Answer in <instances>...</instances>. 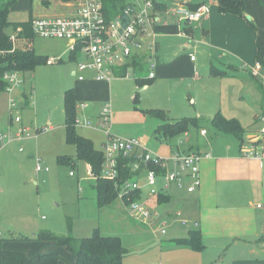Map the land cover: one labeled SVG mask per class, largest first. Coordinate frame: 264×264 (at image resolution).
Here are the masks:
<instances>
[{
	"label": "rangeland",
	"instance_id": "1",
	"mask_svg": "<svg viewBox=\"0 0 264 264\" xmlns=\"http://www.w3.org/2000/svg\"><path fill=\"white\" fill-rule=\"evenodd\" d=\"M49 1V9L57 10L58 15L70 13V7L62 0ZM31 7L34 13L39 14L47 8L43 0H17L10 12V21H26ZM153 28L148 26V32ZM146 37L151 38L149 35ZM159 41L163 45L161 60L180 51V39L171 37ZM27 42L23 39L16 41L20 47H25ZM68 44L65 39L35 36L31 47L38 54L48 59L54 57L56 61L37 67L34 73L26 76L24 83L12 91L11 97L17 104L13 111L8 107V100L0 95V137L9 131L13 134L11 140L0 138V253L3 248L22 251L31 258H37L44 252L57 251L61 255L59 264H72L74 256L67 247L52 241L21 238L33 237L43 231L58 236H68L71 231L75 237H86L99 229L103 234L121 237L123 245L129 250L123 264H173L180 261L177 260L179 256H186L187 253L198 256L209 252L215 254L216 243L209 244V249L203 253L176 247L177 238L186 237L190 230L196 229L193 225L184 226L181 219L193 223L199 216L194 210L197 206L190 209L191 205H198L197 201L189 202L183 195L173 199L175 186L171 188V201L160 203L155 198V202L150 204L154 226L149 227L130 217L121 199L105 208L98 207L96 182L86 161H78L75 166L58 161L60 155L74 159L77 154L76 146L66 140L64 94L70 88L74 89L77 117L81 120L77 131L91 138L98 149L103 150V141L106 142L109 130L119 137L141 138L149 151L170 157L172 152L166 142L167 137L158 128L165 118L183 116L204 117L202 127L208 130L206 138L219 140L214 136L217 130L210 120H206L212 115L197 113L190 101L191 93L210 90L209 76L191 77L189 65L184 63L180 72L163 74L157 68L156 77L149 78L151 67L145 64L138 70L129 68L126 77L113 78L110 83L99 81L87 85L73 74L74 64L70 60ZM193 55L201 62L197 51ZM61 58L65 62H59ZM137 77L143 78L148 87L140 88L136 83ZM107 103L111 105L113 115L105 123L95 115ZM156 109H162L165 118L155 114L153 111ZM11 113L14 117L20 116L22 121H13L12 124ZM87 121L93 125H87ZM18 128H26L20 138L16 137ZM198 130L191 126L187 131L190 136L182 133L173 141L182 140L185 146L194 141ZM38 164L45 169L37 171ZM71 171L75 175H70ZM180 211L182 218L177 216ZM164 228L166 233L161 231Z\"/></svg>",
	"mask_w": 264,
	"mask_h": 264
},
{
	"label": "crops",
	"instance_id": "2",
	"mask_svg": "<svg viewBox=\"0 0 264 264\" xmlns=\"http://www.w3.org/2000/svg\"><path fill=\"white\" fill-rule=\"evenodd\" d=\"M125 1L138 7L143 4V0ZM62 2L70 7L69 12L76 7L74 3L63 0ZM49 3V0H43L47 8L40 14L34 13L31 7L27 20L31 17L59 16L57 10L49 9ZM244 3V15H238L220 11L219 0H156V5L161 7H155L154 10V38L156 37L157 46L153 50L146 48L147 50L140 54L146 64L147 60L156 61V74L157 68L160 72L163 71V74L170 71L180 72L181 65L187 63L191 77L203 78V75H208L210 90L190 94V101L195 105L197 113H208L212 116L206 120H211L221 111L227 118L239 119L246 128L243 143L238 138L222 137L219 132L214 135L219 140L213 137L207 139L208 130L204 127L198 130L199 134L194 141H189L185 146L182 140H166L171 152L180 148L185 152L211 153L210 158L201 162V186L197 191L188 193L175 186L173 199L183 195L189 202L197 201L198 205H191L190 209L197 206L194 210L199 218L193 223L190 222V226L193 225L195 230L202 233L205 244L202 253L209 249V244L216 243L215 254L209 252L198 256L187 253L186 256H179L177 260L180 261L173 264H264V134L261 133L264 126V79L258 80L250 72L260 61V72L264 75V0H244ZM202 4L209 5L210 11L192 23H186L178 11L180 7L194 9ZM171 37L180 39V51L183 49V53L179 54L180 51H177L172 57L161 60L160 51L163 45L159 40ZM196 51L201 56V62L198 57L195 60L191 58ZM72 63L75 75L77 63L74 60ZM213 67L224 74H214ZM82 82L91 85V82L99 81L91 77ZM143 84L140 88L148 87L147 82ZM0 95L8 100L10 109L11 94L0 91ZM196 117L204 119L202 116ZM12 118L10 114V120L13 122ZM21 121L22 119L16 123ZM201 129H206V134H203ZM184 136L188 137L190 134L186 132ZM180 141L182 143L178 146ZM252 148L260 149L261 155H246L245 150ZM191 180L192 178H188L187 182ZM171 192L172 189L166 194L170 198L165 202L172 200ZM178 204L182 205L180 202ZM123 206L125 208L124 203ZM178 213L180 215L177 216L182 218L181 211ZM178 217L176 218L181 219ZM181 222L183 224V219ZM188 236L189 234L186 237ZM176 247L189 248L177 245ZM187 250L199 252L191 248Z\"/></svg>",
	"mask_w": 264,
	"mask_h": 264
},
{
	"label": "built area",
	"instance_id": "3",
	"mask_svg": "<svg viewBox=\"0 0 264 264\" xmlns=\"http://www.w3.org/2000/svg\"><path fill=\"white\" fill-rule=\"evenodd\" d=\"M76 7L66 15L34 17L31 23V30L36 36L59 38L68 41L70 50V60L76 61L75 76L80 81L93 78L97 81H111L118 77L116 69L122 67L127 62L138 58L147 48L156 49L154 28L148 32V26L156 23L154 10L156 0H143L141 6L133 3L128 4L124 9V15L109 20L105 14L102 0H73ZM178 11L183 15L186 23H192L203 18L209 11L207 4H202L196 9L180 7ZM24 31L22 26H17L11 31V39L15 45L21 38ZM149 35L151 38H147ZM146 49V50H147ZM145 50V51H146ZM144 51V52H145ZM195 60V55L191 56ZM56 61L54 57L49 62ZM59 61V60H58ZM151 67L149 77H156L154 68L156 61H148ZM262 63L258 61L251 69V74L260 79L264 75L260 72ZM258 76V77H257ZM7 81L6 92L12 91L24 83L23 74L17 71H6L3 76ZM17 106L15 100H10V109ZM113 115L110 104L102 105L97 117H101L105 123L109 122ZM13 121L19 122L20 116H13ZM264 121V117H262ZM12 122V121H11ZM81 120L77 119L79 124ZM87 125H91L87 121ZM93 125V124H92ZM45 129L48 130V127ZM26 128L19 129L16 137H22ZM206 134V129H201ZM264 134V126L261 130ZM107 140L103 145L105 162L103 166V176L116 181L119 188V198L124 202V197L140 190L141 197L137 200L125 203V207L130 217L145 224L154 226L153 212L150 204L155 202L160 194H168L172 186L184 189L188 193H194L201 186L200 169L201 162L205 158H210V152L182 151L180 148L173 151L170 157H162L149 151L141 138L119 137L111 133H106ZM1 139L11 140L13 134L9 131L1 135ZM182 141L178 143L180 146ZM248 156H260L258 148L245 150ZM134 155L136 161L132 165L135 172L128 179L119 180V158L121 156ZM37 171L45 169L41 164L36 167ZM139 172V173H136ZM70 175H75L73 171ZM188 178H192L187 182ZM180 215V213H177ZM156 218V217H155ZM185 226H190V221L183 219ZM199 223H196L198 225ZM166 233V229L161 230ZM264 245V238H263Z\"/></svg>",
	"mask_w": 264,
	"mask_h": 264
},
{
	"label": "trees",
	"instance_id": "4",
	"mask_svg": "<svg viewBox=\"0 0 264 264\" xmlns=\"http://www.w3.org/2000/svg\"><path fill=\"white\" fill-rule=\"evenodd\" d=\"M70 2L73 0H63ZM104 10L109 20L124 15V9L128 6L125 0H102ZM17 0H0V91H5L7 81L3 76L6 71H17L23 74L24 78L35 72L37 67L49 63L47 56L38 54L31 47V40L36 36L31 30L33 17L27 21L12 22L9 19L10 12ZM219 8L222 12H230L238 15H244V0H219ZM161 8L158 4L156 8ZM196 9V8H194ZM22 26L24 31L21 38H27L26 47L15 45L11 39V29ZM144 56V55H143ZM59 62H64L61 58ZM144 58L140 56L127 62L122 67L116 69L118 77H126L129 68L134 70L141 69L145 65ZM214 74H224L219 69L213 67ZM143 78L137 77L136 83L143 86ZM65 98V129L66 140L68 143L76 146L77 154L74 159L67 155H60L58 161L61 164H73L81 160L86 161L91 168L92 176L95 180L97 189V203L99 208H105L112 205L119 198V188L116 181L103 176V166L105 155L103 150L96 148L91 138L86 137L77 131V104L73 88L67 89L64 94ZM160 117L165 118L162 109L153 111ZM212 126L219 133L235 136L244 142L246 128L237 118H227L221 111H218L210 120ZM202 128V120L199 117H180L171 118L162 123L158 131L164 134L167 139L175 138L182 133H186L190 127ZM136 161L134 155L121 156L119 158V180L128 179L135 173L132 165ZM139 173V172H136ZM141 191H134L124 197L125 203L137 200L141 197ZM170 197L160 194L158 202L168 201ZM123 202V203H124ZM124 203V205H125ZM71 230V228H70ZM26 240H39L44 242H55L58 246H65L73 254L74 261L72 264H123V260L128 256L129 250L123 245L119 235L103 234L99 229L86 237H75L71 234L68 236H58L50 231L40 232L33 237H22ZM177 246L189 247L194 250L202 251L205 248L203 236L199 230H190L189 236L175 240ZM61 255L57 251H48L39 255L37 258H31L22 251H13L1 249L0 264H59Z\"/></svg>",
	"mask_w": 264,
	"mask_h": 264
}]
</instances>
